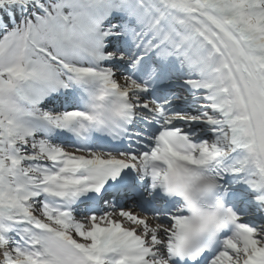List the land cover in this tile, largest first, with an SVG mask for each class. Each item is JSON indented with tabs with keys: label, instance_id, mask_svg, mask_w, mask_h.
<instances>
[{
	"label": "snow or ice",
	"instance_id": "6c2138e0",
	"mask_svg": "<svg viewBox=\"0 0 264 264\" xmlns=\"http://www.w3.org/2000/svg\"><path fill=\"white\" fill-rule=\"evenodd\" d=\"M0 264H264V0H0Z\"/></svg>",
	"mask_w": 264,
	"mask_h": 264
}]
</instances>
